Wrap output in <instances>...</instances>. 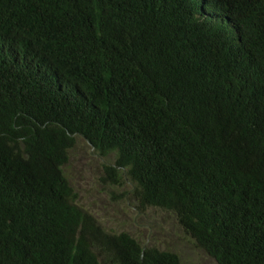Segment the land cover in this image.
Returning <instances> with one entry per match:
<instances>
[{"label":"trees","instance_id":"obj_1","mask_svg":"<svg viewBox=\"0 0 264 264\" xmlns=\"http://www.w3.org/2000/svg\"><path fill=\"white\" fill-rule=\"evenodd\" d=\"M76 136L216 264H264V0H0V264H181L76 204Z\"/></svg>","mask_w":264,"mask_h":264},{"label":"rangeland","instance_id":"obj_2","mask_svg":"<svg viewBox=\"0 0 264 264\" xmlns=\"http://www.w3.org/2000/svg\"><path fill=\"white\" fill-rule=\"evenodd\" d=\"M113 164V156L101 159L85 140L75 137L63 173L82 210L105 231L127 233L144 246L174 253L181 264H216L182 232L171 214L153 208L139 211L128 182L113 186L102 168Z\"/></svg>","mask_w":264,"mask_h":264},{"label":"water","instance_id":"obj_3","mask_svg":"<svg viewBox=\"0 0 264 264\" xmlns=\"http://www.w3.org/2000/svg\"><path fill=\"white\" fill-rule=\"evenodd\" d=\"M143 249H145V246H143Z\"/></svg>","mask_w":264,"mask_h":264}]
</instances>
